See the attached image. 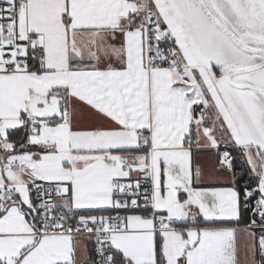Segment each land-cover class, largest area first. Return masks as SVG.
Returning a JSON list of instances; mask_svg holds the SVG:
<instances>
[{
	"label": "snow or ice",
	"instance_id": "6c2138e0",
	"mask_svg": "<svg viewBox=\"0 0 264 264\" xmlns=\"http://www.w3.org/2000/svg\"><path fill=\"white\" fill-rule=\"evenodd\" d=\"M0 264H264V0H0Z\"/></svg>",
	"mask_w": 264,
	"mask_h": 264
},
{
	"label": "crops",
	"instance_id": "0c3cea01",
	"mask_svg": "<svg viewBox=\"0 0 264 264\" xmlns=\"http://www.w3.org/2000/svg\"><path fill=\"white\" fill-rule=\"evenodd\" d=\"M202 159H205V158L202 157ZM239 227H243V225H240ZM80 239L85 242V244L87 245V250H88L86 252L82 251V254L80 255L81 261H84L87 259L88 254L91 252V247H90V243L87 242L86 237H80ZM238 246L240 248V259L241 261H243L242 257H244V252H243L244 238L242 234H238Z\"/></svg>",
	"mask_w": 264,
	"mask_h": 264
},
{
	"label": "built area",
	"instance_id": "2783aa9c",
	"mask_svg": "<svg viewBox=\"0 0 264 264\" xmlns=\"http://www.w3.org/2000/svg\"><path fill=\"white\" fill-rule=\"evenodd\" d=\"M90 247H91V250H92V244L90 243Z\"/></svg>",
	"mask_w": 264,
	"mask_h": 264
},
{
	"label": "rangeland",
	"instance_id": "374dc122",
	"mask_svg": "<svg viewBox=\"0 0 264 264\" xmlns=\"http://www.w3.org/2000/svg\"><path fill=\"white\" fill-rule=\"evenodd\" d=\"M242 259H243V257H242Z\"/></svg>",
	"mask_w": 264,
	"mask_h": 264
}]
</instances>
